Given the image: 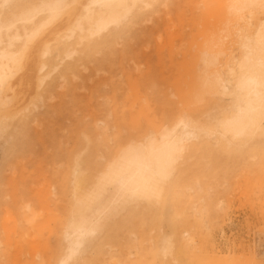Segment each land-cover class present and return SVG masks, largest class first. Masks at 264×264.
<instances>
[{"label": "bare ground", "instance_id": "6f19581e", "mask_svg": "<svg viewBox=\"0 0 264 264\" xmlns=\"http://www.w3.org/2000/svg\"><path fill=\"white\" fill-rule=\"evenodd\" d=\"M163 2L180 6L177 0H0V136L17 123L10 120L22 121L13 134L25 127L28 133L31 118L58 112L59 102L35 109L57 92V74L67 78L100 49V63L112 68L124 38L120 61L129 51L138 59L128 81L108 76L110 93L97 97L110 109L90 106L94 130L77 125L85 150L71 173L75 208L59 224V255L42 264H264L260 239L239 253L218 245V236L233 245L225 229L230 204L224 212L215 207L238 156H258L250 165L264 168V0H186L190 8H176L178 25L168 23V40H153L152 65L150 53L132 40L152 41L154 27L141 25ZM142 56L148 71L136 76ZM101 145L111 154L103 166ZM57 154L49 153L54 162ZM250 184L263 188L264 174L251 176ZM146 216L160 219L150 224Z\"/></svg>", "mask_w": 264, "mask_h": 264}, {"label": "rangeland", "instance_id": "374dc122", "mask_svg": "<svg viewBox=\"0 0 264 264\" xmlns=\"http://www.w3.org/2000/svg\"><path fill=\"white\" fill-rule=\"evenodd\" d=\"M177 6H168L163 2L160 7L162 8L161 11L155 13L151 19L144 21L141 25L147 28L154 27L155 32L152 41L147 43V40L144 39L141 43V40H132L134 46L142 47L143 52L150 53L149 57L153 58L151 59L152 65L156 64V61L154 62L156 55L152 54L156 46L153 40L157 39L159 42L168 40L169 30L174 29V23L178 22ZM179 8L185 10L190 6L187 5L186 0H181ZM157 14L159 15L157 16ZM154 17L156 19L159 17V19L156 20ZM160 17L165 20L164 24L160 21L162 20ZM157 22L162 26L157 25ZM169 22L171 29H169ZM176 25L178 24L176 23ZM124 42L125 39L122 38L116 44V53L113 55L115 63L112 68H108V62L100 63L99 57L103 54L100 49L99 52L86 57L82 64L75 68L67 78L61 76V73L57 74V92L52 98L45 97L44 102L39 101V107L35 109V112H45L48 102H59L61 109L58 112L46 113L43 119H40L42 116L39 115L37 120L30 116V123V120L27 119L30 126L28 124L26 126L32 134L25 131L26 127L24 133H17V129H14L15 140L18 141L15 143L13 139L15 135L11 131L12 126H16L19 124L18 122L22 124V121L21 119H13L10 121L17 123H11V129L8 128L0 136V264H42L47 258V260L53 261L59 255L58 250L60 251V248L57 242L61 232L59 224L62 225L63 221L64 223L68 221L75 208V199L72 195L73 185L70 181L72 170L75 167V156L85 150L83 132L79 133L77 125L85 129L84 132L93 131L94 123L90 114V106L104 108L106 111L110 109L107 101L97 97L98 94L107 95L110 93L111 86L108 81L110 74H116V78L123 75V78L128 81L127 70H132V66L136 65L138 59L133 61V58H130L132 53L129 51L125 52L124 60L120 61ZM143 57L139 60L142 62H140L142 64L141 69L134 70L136 76H142L148 71V66L143 62L146 60H143ZM170 98L175 99L174 96H170ZM86 115L88 120L85 118ZM98 118L106 122L104 113H100ZM88 121L92 122L93 125L89 124ZM97 126H104V124L98 123ZM42 140L46 141L43 142ZM43 143H46V146ZM51 151L58 152L55 162L50 158L49 153L51 154ZM69 153H73L74 157L70 158ZM99 154L104 155V157L98 158L99 163L103 166L108 162L106 157L110 158L111 154H107L104 145H101ZM256 157V160H253L252 157V161L243 156L237 157V161L240 163L231 166L230 170L227 171L230 175L228 178L231 182L230 186L228 189L224 188L218 200L215 201V207L217 204H221L218 205L219 212H224L227 204H230L227 208L230 218L226 221L225 229L233 244L228 245L218 236V245L221 243L223 249L235 253H239L244 244L257 246L256 238L260 239L259 242H264L262 240L264 238V187L257 186L255 188L251 184L249 187L246 186L248 180H251V176L264 174V168L250 165V163L260 161L259 157ZM247 171L251 175L249 178ZM67 180L70 181L67 185L69 194L64 190ZM237 180H240L242 184L240 185ZM88 182H90V178ZM48 190H50L49 196L47 195ZM44 192H47L46 197L49 199V204L46 203L48 205L41 203L47 199L43 195ZM37 211L41 213L40 217ZM43 216H45L44 222L41 218ZM146 218L150 224L160 219L158 216L153 218L146 216ZM39 219L41 222L38 221ZM35 221L37 224L40 222L41 227H38ZM258 236L260 237L258 238ZM260 249L264 248L261 247ZM55 254L58 255L55 256Z\"/></svg>", "mask_w": 264, "mask_h": 264}]
</instances>
